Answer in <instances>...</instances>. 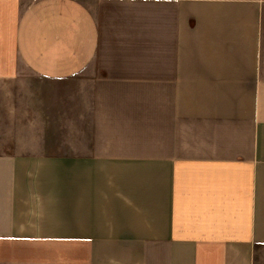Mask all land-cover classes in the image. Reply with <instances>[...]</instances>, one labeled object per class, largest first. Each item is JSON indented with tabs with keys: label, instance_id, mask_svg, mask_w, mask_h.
Here are the masks:
<instances>
[{
	"label": "crops",
	"instance_id": "0c3cea01",
	"mask_svg": "<svg viewBox=\"0 0 264 264\" xmlns=\"http://www.w3.org/2000/svg\"><path fill=\"white\" fill-rule=\"evenodd\" d=\"M0 264H264V0H0Z\"/></svg>",
	"mask_w": 264,
	"mask_h": 264
},
{
	"label": "rangeland",
	"instance_id": "374dc122",
	"mask_svg": "<svg viewBox=\"0 0 264 264\" xmlns=\"http://www.w3.org/2000/svg\"><path fill=\"white\" fill-rule=\"evenodd\" d=\"M30 84L34 85L35 88L39 86H53L39 82ZM51 96L52 91L51 93L47 91L44 97L52 100L50 98ZM36 105L38 104L31 103L32 107ZM43 110L42 113H46L44 119L46 122L45 126L30 124L29 127H22L15 125V131L19 130V133L14 135V141L12 143L13 153H20L23 148L26 150L21 152L30 154L66 153L72 145L81 147L89 139L90 126L88 112L85 109L77 110L78 113L75 116L74 109H70V101L65 94L62 95L60 119L58 118L59 111L48 109V107H45ZM48 113H52V118ZM36 121H40V119L31 118L32 123ZM75 122H78V125H75ZM22 129H24L23 133H21ZM26 130H29V132Z\"/></svg>",
	"mask_w": 264,
	"mask_h": 264
}]
</instances>
